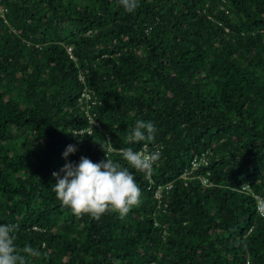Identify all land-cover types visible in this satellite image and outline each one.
<instances>
[{"label":"trees","instance_id":"trees-1","mask_svg":"<svg viewBox=\"0 0 264 264\" xmlns=\"http://www.w3.org/2000/svg\"><path fill=\"white\" fill-rule=\"evenodd\" d=\"M1 9L0 224L41 252L29 264H264V0ZM136 120L157 129L150 175L119 155L143 148ZM81 156L128 166L141 203L99 220L62 206L51 174Z\"/></svg>","mask_w":264,"mask_h":264},{"label":"clouds","instance_id":"clouds-1","mask_svg":"<svg viewBox=\"0 0 264 264\" xmlns=\"http://www.w3.org/2000/svg\"><path fill=\"white\" fill-rule=\"evenodd\" d=\"M117 2L127 13H133L139 6V0ZM4 12L5 9L0 10V13ZM90 129L88 127L86 130ZM156 131L153 122L136 120L134 127L129 130L127 140L130 143L143 142V148L134 151L128 147L119 152L128 166L145 175L151 174L153 166L161 158L159 149H149V144L155 140ZM74 133L82 134L84 131L77 130ZM75 151L76 147L70 144L62 155L67 158ZM128 166L107 156L99 163L81 156L78 163L66 162L59 171L52 172L55 179L52 191L62 206L70 208L77 217L89 214L93 219L99 220L102 214L114 211L123 218L133 206L141 203V190ZM19 227L17 223L0 224V264H29V257L41 256V252L31 245H17Z\"/></svg>","mask_w":264,"mask_h":264},{"label":"built area","instance_id":"built-area-1","mask_svg":"<svg viewBox=\"0 0 264 264\" xmlns=\"http://www.w3.org/2000/svg\"><path fill=\"white\" fill-rule=\"evenodd\" d=\"M69 49H70V48H69ZM90 97H92L91 94H90ZM205 180H207V179H205ZM244 188H245V187H244ZM260 210H262V211L264 210V209H263V206H260Z\"/></svg>","mask_w":264,"mask_h":264}]
</instances>
